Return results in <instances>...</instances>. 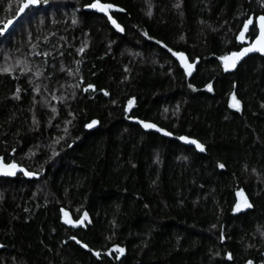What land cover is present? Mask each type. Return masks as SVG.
<instances>
[{"label": "trees", "instance_id": "obj_1", "mask_svg": "<svg viewBox=\"0 0 264 264\" xmlns=\"http://www.w3.org/2000/svg\"><path fill=\"white\" fill-rule=\"evenodd\" d=\"M20 2L0 0V26ZM91 2L47 0L0 37V159L38 176L0 179V264H264V58L235 71L218 59L245 46L236 40L243 20L264 9L256 0H101L113 4L118 33L87 11ZM168 48L196 62L192 76ZM134 121H164L172 135ZM237 190L253 207L234 216ZM61 208L73 220L87 213L89 224L66 228Z\"/></svg>", "mask_w": 264, "mask_h": 264}, {"label": "snow or ice", "instance_id": "obj_2", "mask_svg": "<svg viewBox=\"0 0 264 264\" xmlns=\"http://www.w3.org/2000/svg\"><path fill=\"white\" fill-rule=\"evenodd\" d=\"M42 2L46 4L47 0H21V2L19 3L18 10H16L14 12V15L12 16V18L7 19V21L3 22L2 26H0V37H3L5 35L6 31L9 30L10 25H13L14 20H16V18L21 17V14L27 15L28 12L32 11L36 6L40 5ZM256 2L259 4V6L262 9H264V0H256ZM86 7L90 8V9H94L98 13L104 14V16L107 17V19L111 22L112 26L117 31L122 32L124 30L121 27V25L119 23H117V21L115 19H113V17L111 15H109V11L114 7L112 3H102L101 0H94V2L88 3L86 5ZM26 10H27V12H26ZM120 10L123 11V9H120ZM73 23H76L75 19H73ZM242 25H243L242 30L239 31V34L236 36V40L246 44L247 46L241 47L238 51H232L229 55H221L218 57V59L223 62V66H224L225 71H228L231 68H235L237 65V62L243 56L247 55L248 53H259L261 55H264V12H262L261 14H259L258 16H255V17L253 15H246V18L243 20ZM257 25H258V28H257ZM250 26H251V28H250ZM157 43L161 44L162 47H167V45L162 44L160 41H157ZM79 51L83 52V48L79 49ZM168 51L171 52L173 56L177 57V59H179L181 61V64H182L185 72L188 75H191L192 74L191 73L192 64H190L186 61L184 53L178 52V51H173L171 48H168ZM37 55H39V53H37ZM44 55H47V53H45ZM77 63H79V62H77ZM3 71L8 72L9 68L5 67L3 69ZM21 71L25 72V71H29V69L24 68V69H21ZM69 71L71 74V70H69ZM41 74H42V72L40 69H38L34 73V75H36V76H40ZM29 82L31 83V81H29ZM188 86L190 88H192L191 84H189ZM45 87L47 88V86H45ZM74 87L79 88L80 85L76 84ZM205 87L207 88V90L209 92H211L213 90V86L211 83L205 85ZM90 88H93L92 84H88L83 90L85 92H87L88 89H90ZM39 90H40L39 85H35L33 87V91L39 92ZM19 93H20V89L17 88L16 94H15L16 99L20 98ZM74 94L75 93H73V95ZM104 94L108 95L107 92H105ZM53 99H59V100L63 101L62 96L56 97L54 94H53ZM232 100H233V103H230L229 107L235 108L237 111H239L240 110V101L238 99H236L235 95L232 96ZM128 103H129V105H131L132 100H129ZM262 106H264V105H262ZM56 111H57V109L55 107H52V112L55 113ZM33 119L35 122V117ZM138 122L141 123L143 125V127L146 129L155 128L157 132H163V134L165 136H171L172 135L171 132L164 131L161 128H157L156 125L153 123H145L143 121H138ZM96 124H97V121L92 120V121L86 123L85 127L91 129ZM65 131H67V129H65ZM178 139L181 141H184L186 144L194 145L195 148L197 150H199L200 152L205 151L204 144L200 143L196 139H190L187 136H179ZM57 143H58V141H57ZM69 147H71V145H69ZM12 151L15 152V149H12ZM53 155H56V153L54 152ZM219 167L224 168L225 165L220 164ZM17 171L22 172L25 176H28V177H32V176L37 175V173L25 170L24 167L19 166L16 162L5 163L2 159H0V175L14 176ZM253 172H255V169H253ZM236 195L240 199L237 201L235 208H234V211H240L242 207L243 208H252L253 207V205L249 202L248 198L245 196L243 190H237ZM61 212H63L65 217L68 216V213L66 211H64L63 208H61ZM86 219H87V213H84V215L82 217H80L79 219H77V220L66 219L64 221V223L70 224L73 227H75L76 225L80 224L83 220H86ZM213 227H216V226L213 225ZM261 235L264 236V232H261ZM71 239L75 240V242L77 244H79L81 247L87 248L90 252L92 251V249L89 248V246L86 243H82L75 236H72ZM220 239L221 240L224 239V236L222 233L220 235ZM114 251L123 253L124 249L120 248L118 246H115ZM93 254L96 255L97 257L100 256L99 252H94ZM227 258L229 260L232 258L230 253L227 254ZM247 264H253V261L248 260Z\"/></svg>", "mask_w": 264, "mask_h": 264}, {"label": "water", "instance_id": "obj_3", "mask_svg": "<svg viewBox=\"0 0 264 264\" xmlns=\"http://www.w3.org/2000/svg\"><path fill=\"white\" fill-rule=\"evenodd\" d=\"M40 5H38V6H36L35 8H38ZM112 10V9H111ZM111 10L109 11V15H111ZM27 11V10H26ZM87 11H89V12H92V13H95V14H97V15H100V16H103L106 20H107V22L109 23V25H110V27L111 28H113L116 32H118V33H120V31H117L113 26H112V24H111V22L107 19V17L106 16H104V14H102V13H98V12H96L94 9H90V8H87ZM21 16H22V14H21ZM257 28H258V25H257ZM258 34V33H257ZM245 46H247L246 44H245ZM245 46H243V47H245ZM251 56H259V57H263L264 58V55H261V54H259V53H248L247 55H245V56H243L238 62H237V65H236V67L235 68H231V69H229L228 71H235L236 70V68L239 66V64H241V62H243L246 58H248V57H251ZM185 59H186V61L188 62V63H190V64H192V69H191V75H188L186 72H185V70H184V68H183V66H182V64H181V61L179 60V59H177V57H175L174 56V60H175V62L177 63V65H178V67H179V69L183 72V74L186 76V77H190V76H192L193 75V72H194V68H195V65H196V62L195 63H191L186 57H185ZM91 89V88H90ZM90 89H88V90H90ZM231 103H233V100L231 101ZM132 109H131V105H129V103H127L126 104V107H125V110H124V113H125V116L126 117H128L129 116V114H130V111H131ZM135 123H137V124H139V125H141V127H143V125L141 124V123H139L138 121H134ZM97 126H98V122H97V124L96 125H94L93 126V128H91V129H89V128H86L85 126H84V129L86 130V131H92V130H95L96 128H97ZM144 128V127H143ZM145 130L147 131V132H155L156 131V129L155 128H150V129H146L145 128ZM164 135V134H163ZM165 136V135H164ZM165 137H168V136H165ZM180 143H183V144H185V145H188V146H191V147H193L196 151H197V153H200V154H203L204 152H200L199 150H197L196 148H195V146L194 145H189V144H186L184 141H181V140H179V139H177ZM17 175H22L25 179H27V180H32V179H38V176H32V177H28V176H25L22 172H20V171H17L16 172V174L14 175V176H4V175H0V179H13V178H15ZM245 194V193H244ZM236 196V203H237V201L240 199L239 197H237V195H235ZM246 196V195H245ZM236 205V204H235ZM234 208H235V206L233 207V210H232V215H238V214H240V213H244V212H246L248 209H250V208H241V210L240 211H234ZM64 211H66V210H64ZM67 212V211H66ZM68 213V216L67 217H65L64 216V214H63V212H61V209H60V223L63 225V226H65L66 228H68V229H73V230H77V229H80V228H82V229H84L85 228V224L87 223V224H89V218L87 217V219L86 220H83L80 224H78V225H76L75 227H73L72 225H70V224H66V223H64V221L66 220V219H69V220H73L72 219V217H71V215L69 214V212H67ZM83 216V215H82ZM81 216V217H82Z\"/></svg>", "mask_w": 264, "mask_h": 264}, {"label": "flooded vegetation", "instance_id": "obj_4", "mask_svg": "<svg viewBox=\"0 0 264 264\" xmlns=\"http://www.w3.org/2000/svg\"><path fill=\"white\" fill-rule=\"evenodd\" d=\"M132 100V104H131V109L133 110L134 108H135V100L132 98L131 99ZM161 122V124L160 123H154V122H152V121H150V122H147V123H153V124H155L156 125V127L157 128H161V129H163L164 131H165V128H164V121H160ZM152 133H156V134H159V135H163V132H157V131H155V132H152ZM164 136V135H163ZM180 136H181V134H180ZM178 139V138H177ZM6 163V162H5ZM17 176H19V175H17ZM14 179V178H13Z\"/></svg>", "mask_w": 264, "mask_h": 264}]
</instances>
